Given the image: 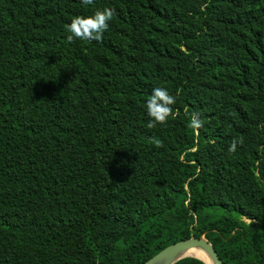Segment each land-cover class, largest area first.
I'll return each instance as SVG.
<instances>
[{
  "label": "trees",
  "instance_id": "1",
  "mask_svg": "<svg viewBox=\"0 0 264 264\" xmlns=\"http://www.w3.org/2000/svg\"><path fill=\"white\" fill-rule=\"evenodd\" d=\"M104 7L100 41L66 39ZM153 87L174 103L149 128ZM202 234L264 264V0H0V264H142Z\"/></svg>",
  "mask_w": 264,
  "mask_h": 264
},
{
  "label": "clouds",
  "instance_id": "2",
  "mask_svg": "<svg viewBox=\"0 0 264 264\" xmlns=\"http://www.w3.org/2000/svg\"><path fill=\"white\" fill-rule=\"evenodd\" d=\"M83 4H90L91 0H81ZM113 11L104 7L96 9L90 14L75 15L66 25V39L71 42L73 39L80 41H100L102 33L108 27V21L111 20ZM174 103V97L169 94L164 87H153L150 94L144 99L143 107L145 115L149 117L147 127L151 128L155 124H163L166 122L170 106ZM201 120L194 114L189 120V127L196 129L200 127ZM236 142L229 146L228 151H233Z\"/></svg>",
  "mask_w": 264,
  "mask_h": 264
},
{
  "label": "water",
  "instance_id": "3",
  "mask_svg": "<svg viewBox=\"0 0 264 264\" xmlns=\"http://www.w3.org/2000/svg\"><path fill=\"white\" fill-rule=\"evenodd\" d=\"M195 247L203 248L209 257V260L207 261L197 255L188 253L190 249ZM186 256H195L202 259L207 264H223V261L213 243L205 236V234L190 235L181 238L167 245L142 264H174Z\"/></svg>",
  "mask_w": 264,
  "mask_h": 264
},
{
  "label": "bare ground",
  "instance_id": "4",
  "mask_svg": "<svg viewBox=\"0 0 264 264\" xmlns=\"http://www.w3.org/2000/svg\"><path fill=\"white\" fill-rule=\"evenodd\" d=\"M188 253L193 254V255H197V256H199V257H201L207 261L209 260L208 255L206 254V252L201 247L192 248L188 251Z\"/></svg>",
  "mask_w": 264,
  "mask_h": 264
}]
</instances>
